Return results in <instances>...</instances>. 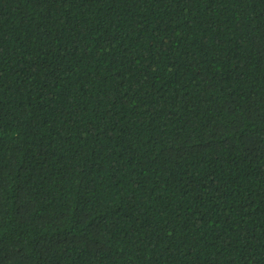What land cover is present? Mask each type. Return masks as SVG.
I'll return each instance as SVG.
<instances>
[{"label":"trees","instance_id":"obj_1","mask_svg":"<svg viewBox=\"0 0 264 264\" xmlns=\"http://www.w3.org/2000/svg\"><path fill=\"white\" fill-rule=\"evenodd\" d=\"M0 264H264V0H0Z\"/></svg>","mask_w":264,"mask_h":264}]
</instances>
